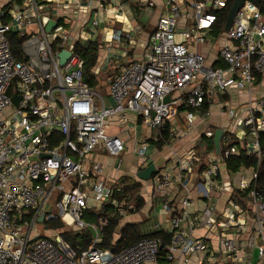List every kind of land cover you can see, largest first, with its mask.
<instances>
[{
  "label": "built area",
  "instance_id": "1",
  "mask_svg": "<svg viewBox=\"0 0 264 264\" xmlns=\"http://www.w3.org/2000/svg\"><path fill=\"white\" fill-rule=\"evenodd\" d=\"M230 1L193 0L192 13L183 17L181 4L168 0V11L159 16L142 57L120 66L118 73L100 83L104 94L94 92L84 80L83 59L75 47L77 42L95 41L101 13L108 17L111 0L0 1V264H157L160 237L144 236L119 251L101 249L96 246L100 242L97 227L83 218L92 201L98 207L110 204L121 216L131 208L114 197L117 185L106 181L103 164L90 160L94 153L111 158L122 155L127 111L156 130L158 140L165 134L176 137L169 123L181 109L190 127L205 105L224 108L233 123L223 131L219 152L209 158L202 171L204 180L196 185L202 196L212 195L222 162L239 149L259 161L264 93L255 96L253 91L264 79V12L245 0L230 28L215 34L218 12ZM144 2L145 7H153L152 0ZM49 21L55 25L46 31ZM10 32L21 38L16 54ZM120 37L119 32L114 36ZM213 40L219 44L223 66L208 63L201 51ZM63 50L70 55L60 65ZM233 90L246 91L247 100L232 104ZM13 95L19 97L17 104ZM116 115L123 125L113 120ZM203 135L212 138L214 131L208 128ZM145 149L146 143L139 142L140 165L147 161ZM178 164L191 171V159H180ZM257 176L253 167L248 175L239 172L221 219H215L211 207L199 217L204 226L220 229L222 258L215 257L204 238L193 236L194 220L186 209L190 200L184 199L181 212L171 217L166 230L170 235L166 259L183 257L188 263L196 256V264H251L236 233L229 229L235 227L238 232L252 216L257 264H264V196L255 189ZM150 180L155 195L173 185L169 174L152 175ZM239 194L246 195L244 207L237 202ZM171 210L170 203L164 202L162 211ZM51 219L95 231L91 245L75 255L58 234H40L38 225Z\"/></svg>",
  "mask_w": 264,
  "mask_h": 264
},
{
  "label": "crops",
  "instance_id": "2",
  "mask_svg": "<svg viewBox=\"0 0 264 264\" xmlns=\"http://www.w3.org/2000/svg\"><path fill=\"white\" fill-rule=\"evenodd\" d=\"M152 1L153 7L147 8L145 7L144 0H114L113 2L111 0L112 3L107 11L108 17H104L103 13H101L102 18L100 26L95 35V41L99 43V49L97 52L95 66L91 71L92 74H94V71H97L96 74H94L97 79L98 73L101 71L105 62L114 63L112 71L108 74V76H106V79L103 80L106 83L108 77L119 72L120 66L126 65L130 61L137 60L142 57L144 46L148 41V36L155 29L159 16L168 11V0ZM176 1L181 4L183 17L184 13H192L193 9L191 8L190 3H192L193 0ZM106 2H108V0H106ZM183 17L181 18L182 21H185L188 24L191 23L187 19L184 20ZM118 32L121 37L116 39L114 36L117 35ZM217 39L219 42V38ZM105 45H107V48H103ZM209 46L212 51L206 54L208 63L216 66H223L224 63L220 60V58H218L217 53L219 44L216 40H213V43ZM111 47L115 48L114 57L109 56V50ZM100 51H104L105 53L99 57ZM108 58L109 60H107ZM103 90L106 91V89ZM232 93V104L243 103L249 96L246 91L237 93L236 90H233ZM261 93H264V79L253 91V95L258 96ZM108 102H111L110 98H108ZM126 115L128 117V121L127 124L125 123L124 125L123 123H119V115H116L113 118L116 123L123 125L126 129L128 128L127 132L122 133V137L125 140V147L122 155L119 158H111L102 153H94L90 158V160H98L103 164V174L106 181L112 185L115 182L117 190L122 188V185L119 182L122 177H127L139 184L136 192L132 195L124 193L120 198L121 202H128V204L131 205V208H128L125 215H120L121 219L115 229L112 241H116L119 237L120 230L125 225L129 224L136 225L140 234L144 236L157 232L167 233L166 230L169 229L171 217L175 214H179L181 212V202L184 199H189L190 204L186 209L190 215H192L194 220L193 236L204 238L210 248L216 252L215 257L217 259L222 258L219 251L220 245L218 241L220 229L217 227L204 226L199 217L205 208L211 207L214 211L215 219H221V213L226 207L227 200L233 192L232 185L236 182L239 172L240 174L248 175L252 167L240 166L236 171H231L227 169L225 162H222L216 183L211 186L212 195L210 197L202 196L197 191L196 185L197 183L203 182L204 179L202 171L204 167H206L207 161L212 154H216L214 146L212 149H209L207 143L209 139L213 141V137H205L203 135L204 131L208 128L213 130L214 134L217 129L224 131L231 126L233 123L232 119L227 115L224 108H221L217 104L210 106L205 105L201 109V115L194 120L193 125L187 127L184 121V109H181L175 114L169 123L170 126L176 129V137L170 138L167 135H163V137L166 136L167 138L165 144L158 146L157 141L159 139L155 140V137L157 136L156 130L149 129L142 125L138 119H136V115L134 113L127 111ZM138 128H140L139 138ZM143 135L146 137L145 140L148 141V145L146 144L145 149V156L147 159L146 163L140 165V160H138L137 166H133L129 164L132 160L131 159L128 161V167L125 166V158L128 155H126V150L129 148L131 141H133V148L131 150L129 149L130 151L128 153L130 155L133 153L139 158V155L136 152V147L141 141L137 140L142 138ZM235 144L241 148V145L238 142ZM180 159L181 161L183 159H191V171H187L180 167V164H178ZM150 163H154L157 168V172L153 174L154 177L163 174H169L171 176L173 185L166 191V193L155 195L153 193L151 180L149 179L144 181L137 177V172ZM217 184L219 186L221 185L222 189L219 188ZM164 202L170 203L172 209L171 212L164 213L162 211ZM237 202L244 207L247 202L246 195L243 197L239 196ZM100 207H98L97 203L92 201L89 209L97 213ZM101 220H103V218L99 219L98 224L86 221L88 224H93L97 227V230L99 231L98 238L100 241V230L102 225L100 223ZM182 226L185 230H189L186 222H183ZM78 230L80 229H74V231ZM38 231L40 234H58L60 236L58 232L49 233L52 230L46 227L45 222L38 225ZM229 231L234 234L236 233L237 242L243 248L245 259L251 264H257L258 239H256L255 236V223L253 217H247L245 225L242 226L238 232L235 227H231ZM92 234L94 238L95 231H92ZM70 249L71 248L69 247V250ZM196 259V256H192L189 262L186 263L183 257H178L172 261H163L162 264H196ZM204 264H208V262L204 261Z\"/></svg>",
  "mask_w": 264,
  "mask_h": 264
},
{
  "label": "trees",
  "instance_id": "3",
  "mask_svg": "<svg viewBox=\"0 0 264 264\" xmlns=\"http://www.w3.org/2000/svg\"><path fill=\"white\" fill-rule=\"evenodd\" d=\"M257 4L261 10L264 12V1L263 0H251ZM232 3V0L229 3V6L220 10L217 15V21L214 24L215 34L224 32V24L226 21L227 12ZM10 44L13 52L16 54L20 50L21 38L14 32L8 34ZM75 49L79 52L83 59L84 66V80L89 83L91 87H94L98 84V79L92 74V69L95 66L97 59V52L99 49V43L97 41H85V43L80 44L77 42ZM166 135V134H165ZM166 136L162 137L157 141L158 146L165 144ZM209 149L213 148V141L208 140ZM259 143L261 148V157L258 159L253 155H247L242 149H239V153L235 155H230L225 159V165L227 169L231 171H236L240 166L253 167L257 170L258 176L255 182V189L259 194L264 196V131L259 135ZM120 184L122 188L120 190H115L114 197L118 200L123 196L124 193L132 195L136 192V189L139 187V184L133 180L128 179L127 177H122L120 179ZM243 197L245 194H239ZM139 206V205H137ZM83 218L85 221L94 222L95 224L99 223V219L103 218L105 224L101 225L100 235L101 241L96 244L97 247L101 249H112L114 251H119L138 239L144 237L141 235L138 227L134 224L125 225L121 230L119 237L116 241H112L114 238L115 229L121 219V216L118 214L117 210L110 204H103L99 211L93 212L89 208L85 210ZM46 227L57 230L60 234L63 241L68 244V246L73 250L75 255H79L80 252L84 249H87L93 240V234L91 229L83 228L78 231L70 230L66 228V225L60 219H51L46 221ZM100 229V228H99ZM146 236V235H145ZM148 236L160 237L162 239V245L159 250V256L157 259V264H162L163 261H166V248L165 246L170 242V235L166 232H157ZM168 261V260H167Z\"/></svg>",
  "mask_w": 264,
  "mask_h": 264
},
{
  "label": "water",
  "instance_id": "4",
  "mask_svg": "<svg viewBox=\"0 0 264 264\" xmlns=\"http://www.w3.org/2000/svg\"><path fill=\"white\" fill-rule=\"evenodd\" d=\"M245 0H232V3L229 7V10L227 12L226 16V21L224 24V30H228L230 26L232 25L234 16L236 12L243 6ZM55 25V22L49 21L48 24L46 25V31H49L51 27ZM70 52L63 50L61 53H59V58H60V65H63L66 61V59L69 57ZM19 97L16 95L12 96V101L17 104ZM165 102L169 100V97H165ZM223 131L221 129H217L215 131V134L213 136V143H214V148H215V153L217 154L219 152L220 148V140L222 137ZM157 172V168L154 163L148 164L146 167L143 169H140L137 172V177L141 180L147 181L149 180L153 174ZM43 215L38 218V222L43 220ZM112 250V249H111Z\"/></svg>",
  "mask_w": 264,
  "mask_h": 264
},
{
  "label": "rangeland",
  "instance_id": "5",
  "mask_svg": "<svg viewBox=\"0 0 264 264\" xmlns=\"http://www.w3.org/2000/svg\"><path fill=\"white\" fill-rule=\"evenodd\" d=\"M0 1H3V0H0ZM0 5H1V3H0ZM83 43H85V41H81L80 42V44H83ZM103 48H107V45H105V46H103ZM211 47L210 46H204V47H202L201 48V51L203 52V53H205V54H207V53H209V52H211L212 51V49H210ZM114 49L115 48H113V47H111V49L109 50V56L110 57H114V54H115V52H114ZM104 51H100L99 52V57L101 56V55H104ZM107 60H109V58L107 59ZM113 66H114V63H110V62H105L104 63V65H103V67H102V69H101V71L98 73V84L97 85H95L94 87H92L93 89H94V92H96V93H101V94H104V93H106V91H104L103 89L104 88H100V86H99V84L100 83H103L104 81L103 80H105L106 79V76H108V74L112 71V69H113ZM100 80V81H99ZM104 84V83H103ZM144 130V129H143ZM139 132H140V128H138V138H139ZM137 138V139H138ZM146 139V137H145V135H143V137L142 138H140L139 140H137V141H141V142H144V143H146L147 145H148V141H146L145 140ZM130 143V142H129ZM133 148V141H131V143L129 144V148L126 150V158H125V166H127L128 167V161H130L131 159V161H130V163L129 164H131V165H133V166H137V163H138V160H139V158H138V156L137 155H135V154H133L132 153V155H130L128 152L131 150ZM130 149V150H129ZM140 162V161H139ZM48 209L50 210L51 209V205L49 204L48 205ZM55 210H54V208L52 209V212H54ZM66 228L67 229H72V230H74L75 229V227L74 226H72V227H69V226H67L66 225ZM52 231L51 232H49V233H54V232H58L57 230H53V229H51ZM63 240V239H62ZM256 252H257V248H256Z\"/></svg>",
  "mask_w": 264,
  "mask_h": 264
}]
</instances>
